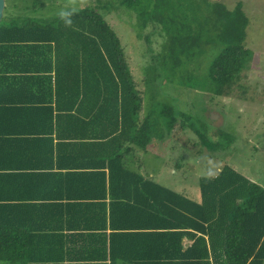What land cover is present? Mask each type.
Wrapping results in <instances>:
<instances>
[{
    "label": "trees",
    "instance_id": "16d2710c",
    "mask_svg": "<svg viewBox=\"0 0 264 264\" xmlns=\"http://www.w3.org/2000/svg\"><path fill=\"white\" fill-rule=\"evenodd\" d=\"M121 10L141 33L161 28L157 56L172 53L177 65L213 39L224 42L208 67L212 91L243 88L252 53L240 3L228 10L210 0H96L49 23L18 22L4 10L0 264H264L263 187L224 166L199 179L193 201L132 168L157 123L139 117L130 58L101 13ZM161 114L163 140L182 115L167 107Z\"/></svg>",
    "mask_w": 264,
    "mask_h": 264
},
{
    "label": "rangeland",
    "instance_id": "374dc122",
    "mask_svg": "<svg viewBox=\"0 0 264 264\" xmlns=\"http://www.w3.org/2000/svg\"><path fill=\"white\" fill-rule=\"evenodd\" d=\"M4 1L10 18L40 23L96 5V0ZM210 1L220 2L228 10L240 3L248 18L244 45L252 58L242 72L240 85L244 89L235 87L227 96H215L207 77L210 63L226 46L224 42L213 39L197 54L183 57V65H177L167 57L172 53L157 56L166 41L161 28L147 26L141 33L134 17L124 10L112 16L101 11L130 58L129 69L142 97L139 117L157 123L151 145L146 152L135 154L132 168L193 201L199 200V179L210 178L224 166L264 188V0ZM162 107L182 116L173 131L160 140L158 136L165 133ZM182 123L186 128L180 129ZM194 130L211 140L216 151L205 148Z\"/></svg>",
    "mask_w": 264,
    "mask_h": 264
},
{
    "label": "water",
    "instance_id": "95a60500",
    "mask_svg": "<svg viewBox=\"0 0 264 264\" xmlns=\"http://www.w3.org/2000/svg\"><path fill=\"white\" fill-rule=\"evenodd\" d=\"M4 8H5V1L0 0V22H1L2 17H3Z\"/></svg>",
    "mask_w": 264,
    "mask_h": 264
},
{
    "label": "crops",
    "instance_id": "0c3cea01",
    "mask_svg": "<svg viewBox=\"0 0 264 264\" xmlns=\"http://www.w3.org/2000/svg\"><path fill=\"white\" fill-rule=\"evenodd\" d=\"M198 201H199V200H198ZM184 244H185V247H187V246H189V245L191 244V242L185 240Z\"/></svg>",
    "mask_w": 264,
    "mask_h": 264
},
{
    "label": "clouds",
    "instance_id": "9594fccd",
    "mask_svg": "<svg viewBox=\"0 0 264 264\" xmlns=\"http://www.w3.org/2000/svg\"><path fill=\"white\" fill-rule=\"evenodd\" d=\"M61 15H64L63 13Z\"/></svg>",
    "mask_w": 264,
    "mask_h": 264
}]
</instances>
